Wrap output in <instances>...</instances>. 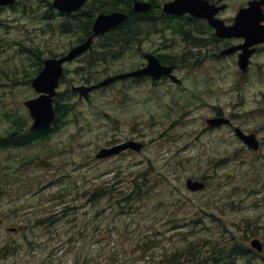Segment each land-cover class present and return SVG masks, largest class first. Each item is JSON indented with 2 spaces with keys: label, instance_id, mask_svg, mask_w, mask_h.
I'll return each mask as SVG.
<instances>
[{
  "label": "rangeland",
  "instance_id": "1",
  "mask_svg": "<svg viewBox=\"0 0 264 264\" xmlns=\"http://www.w3.org/2000/svg\"><path fill=\"white\" fill-rule=\"evenodd\" d=\"M105 1L87 0L82 9ZM52 3L17 0L0 7V136L15 118L31 125L24 100L36 95L30 79L38 56H57L81 36L61 33L56 14L46 18V9L56 13ZM166 21L152 23L118 60L92 70L77 59L65 64L54 98L55 105H67L58 127L26 145L0 148V248L10 243L14 253L0 250V264H156L164 248L182 251L189 243L200 247L181 257L189 264H264V52L243 72L236 58L216 57L204 24L197 30L183 17L170 28ZM146 52L173 56L180 83L129 78L87 96L72 91L87 82L81 77L94 82L91 75L138 68ZM216 109L232 119L231 127L205 128ZM233 126L257 134L259 149L250 150ZM126 140L144 147L96 157ZM144 176V185L137 183ZM187 177L206 187L188 190ZM133 180L145 186L139 188L146 199L116 208L112 193ZM99 185L109 194L87 203L83 189L89 197ZM255 237L261 251L250 244ZM240 245L246 254L225 258Z\"/></svg>",
  "mask_w": 264,
  "mask_h": 264
},
{
  "label": "water",
  "instance_id": "2",
  "mask_svg": "<svg viewBox=\"0 0 264 264\" xmlns=\"http://www.w3.org/2000/svg\"><path fill=\"white\" fill-rule=\"evenodd\" d=\"M85 0H54L53 5L58 9L64 11H72L78 9ZM14 0H0V5L12 4ZM205 0H171L163 4V10L171 14H183L185 12H190L195 16L206 17L211 25H217L220 22L221 30H218L219 34L231 35L230 31L232 27L223 26V22L214 18V11L212 6H209ZM151 4L149 2L135 0L134 10H148ZM239 15H242L240 11ZM238 15V16H239ZM254 15H243V34L247 38L246 46L244 51L240 54L239 65L242 69H246L248 64V58L254 51V48L248 49L247 46L252 45L256 42L264 40V28H260L259 17L253 18ZM126 18V14L122 12H112L109 14H99L93 24V34L89 36L84 42L72 47L67 54L59 58H47L44 61L43 69L32 79V86L36 91L40 92V95L25 101V105L30 109V115L33 117L32 128L34 129H47L51 122L54 120L55 111L52 107L53 96L56 95L55 88L58 85V81L63 73L62 64L64 61L71 60L78 56L82 52L88 49L92 43V38L94 35L104 33L110 28L120 23ZM239 18V17H238ZM233 50V49H232ZM230 51V50H229ZM147 58V64L137 70L126 72L123 74H118L114 76L107 77L106 79L100 81L99 83L93 85H76L72 86V89L78 91L82 95H87V93L95 87L105 85L112 80L120 77L126 76H142L150 75L153 78H160L162 75H169L173 80L176 77L171 73L174 66L162 64L158 57L154 54H145ZM210 126H214L223 122H228V119L222 117H214L207 119ZM238 135L244 140V142L253 149L258 148V140L254 133L246 134L236 129ZM143 146L142 143L129 140L109 148H103L97 153V157H106L112 154L118 153L126 148L140 150ZM188 188L191 190H198L204 187V183L199 180H193L188 178L186 181ZM251 245L258 249H262V244L258 239L251 240Z\"/></svg>",
  "mask_w": 264,
  "mask_h": 264
},
{
  "label": "trees",
  "instance_id": "3",
  "mask_svg": "<svg viewBox=\"0 0 264 264\" xmlns=\"http://www.w3.org/2000/svg\"><path fill=\"white\" fill-rule=\"evenodd\" d=\"M153 3L155 0H151ZM156 4V3H154ZM155 5L153 9H155ZM98 9L102 10H111V9H124L128 12L127 19L110 30L108 33L103 35L102 41L99 43H93V45L89 48L87 52H85L79 60L88 67L89 70H92L98 62L104 61L108 62L110 60H118L120 59L124 53L132 46L133 43L136 42V39H138V36L141 34V32L147 30L146 24L149 20L150 14H140L135 13L131 10V0H107L105 2L100 3L97 6ZM95 15V9H85L82 10L80 14H76L71 22H67L66 24H62L61 28L64 30V32H71L74 34L78 33H84L85 35L89 34L91 32V23L93 20V17ZM176 28V25L175 27ZM84 36H80L79 40L83 39ZM160 60L164 63H178L171 55H160ZM38 65L37 70H35V73L38 72L41 69L42 66V58L38 56ZM81 74V73H80ZM88 74V73H87ZM92 80H97V77H93L91 75ZM82 80L89 81V79H86L84 77H81ZM63 93H59V96H62ZM61 108H65L67 111V105H59L58 103L55 106L56 112H57V119L55 120L54 126L51 128V130H55L58 127V120L59 115L61 112ZM50 131V130H49ZM47 136V133L44 131L39 130H32L29 127L27 128L26 121L22 120L20 117L15 118L12 120L10 127H8L5 132L0 136V146H22L26 145L28 143L34 142L35 140L39 138H43ZM146 177L144 176V179L139 181L137 179V183L142 182L143 185L146 182ZM133 186L125 189L124 191H119L116 194H113L112 202L114 201L116 208H122L121 203L125 204V206H133L137 202H144L146 199V195L143 194V191L140 190L139 186L142 188L145 186L137 185L136 181L133 180ZM137 185V186H136ZM110 191H106L103 189L100 185L94 188L90 192V196L86 197V190L82 191V197L86 200L87 203H95L99 197H103L106 194H109ZM111 194V195H112ZM110 195V196H111ZM57 219H51L50 222H54ZM42 222L40 219L36 218V221L34 223V226H38V224ZM177 225H174V228ZM162 240H159L155 242V244H158ZM198 241L197 243H199ZM5 251L8 250L10 253L12 251V245L10 243L4 244L2 247ZM154 248V247H153ZM187 249V250H186ZM224 249V248H223ZM185 252L183 254H180V252ZM179 251V247H171L170 249L164 248L161 253H159V261H155L156 264H188L190 263L189 260H183L181 261V257H190L194 253L200 252V247L198 244L189 243L185 250ZM188 251V252H186ZM247 249L243 246H234L231 251H228V253H225V258H230L231 256H236L239 254H246ZM155 253V252H154ZM152 258L155 259L154 254L152 253ZM215 258H213V261H216ZM200 260V259H198Z\"/></svg>",
  "mask_w": 264,
  "mask_h": 264
},
{
  "label": "flooded vegetation",
  "instance_id": "4",
  "mask_svg": "<svg viewBox=\"0 0 264 264\" xmlns=\"http://www.w3.org/2000/svg\"><path fill=\"white\" fill-rule=\"evenodd\" d=\"M212 3L215 5L217 10L216 17L221 19L224 24L226 25H232L235 21V16L237 14V11L239 9H250L249 3L251 1H258V0H240L236 5L232 3L231 0H211ZM262 9V16L263 20L261 23L264 25V3L261 5ZM211 41L215 43V50H217L215 53L216 57L218 59H223L224 57H233L235 58L239 53L242 51V49H237L232 53H222V51L230 48V47H241L244 44L245 39L243 37L239 36H232V37H221L218 36L214 29L211 30L210 33ZM264 52V42L256 45V51L250 58V66H252L253 61L255 62V58L261 56L260 54ZM258 64V61H256Z\"/></svg>",
  "mask_w": 264,
  "mask_h": 264
}]
</instances>
